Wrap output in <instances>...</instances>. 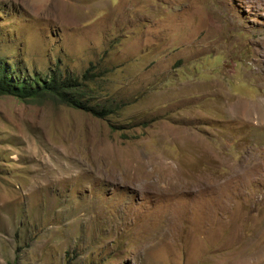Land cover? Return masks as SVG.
Masks as SVG:
<instances>
[{"label": "rangeland", "instance_id": "1", "mask_svg": "<svg viewBox=\"0 0 264 264\" xmlns=\"http://www.w3.org/2000/svg\"><path fill=\"white\" fill-rule=\"evenodd\" d=\"M0 56L109 110L0 94V264H264V0H0Z\"/></svg>", "mask_w": 264, "mask_h": 264}, {"label": "trees", "instance_id": "2", "mask_svg": "<svg viewBox=\"0 0 264 264\" xmlns=\"http://www.w3.org/2000/svg\"><path fill=\"white\" fill-rule=\"evenodd\" d=\"M20 69L14 68L7 58L0 56V94H12L20 98L53 97L77 107H84L93 113L103 116L109 110L92 106L82 101L83 88H80L79 77L64 74L59 67L52 69L42 78L23 79ZM87 76V75H86ZM30 79V78H28Z\"/></svg>", "mask_w": 264, "mask_h": 264}]
</instances>
